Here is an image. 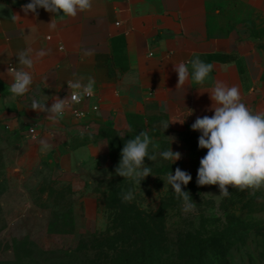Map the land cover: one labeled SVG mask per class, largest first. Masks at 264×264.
<instances>
[{"label": "crops", "instance_id": "1", "mask_svg": "<svg viewBox=\"0 0 264 264\" xmlns=\"http://www.w3.org/2000/svg\"><path fill=\"white\" fill-rule=\"evenodd\" d=\"M29 2L0 0V153L13 177L50 169L87 220L99 207L97 187L113 176V138L145 131L159 151L184 152L174 163L148 159L155 170H198L203 157L183 136L200 133L191 129L198 117L214 115L208 92L215 81L237 86L250 109L264 111V0H93L75 18L43 8L26 15ZM28 48L48 55L31 69L29 92L13 97L7 70L22 67L16 54ZM196 57L214 65L211 80L200 85L190 77L177 88L174 65ZM80 77L95 81L94 94L77 106L84 118L67 111L53 121L30 108L33 96L51 107L68 95L67 81Z\"/></svg>", "mask_w": 264, "mask_h": 264}, {"label": "rangeland", "instance_id": "2", "mask_svg": "<svg viewBox=\"0 0 264 264\" xmlns=\"http://www.w3.org/2000/svg\"><path fill=\"white\" fill-rule=\"evenodd\" d=\"M200 135L183 138L204 157ZM130 138H113V176L96 189L92 220L75 210L71 187L50 169L13 177L0 153V264H264V190L229 186L224 197L218 185L197 184V169L181 165L192 177L182 190L195 203L185 211L167 181L175 167L159 174L145 158L152 175L140 185L116 175ZM129 190L133 199L123 201Z\"/></svg>", "mask_w": 264, "mask_h": 264}, {"label": "clouds", "instance_id": "3", "mask_svg": "<svg viewBox=\"0 0 264 264\" xmlns=\"http://www.w3.org/2000/svg\"><path fill=\"white\" fill-rule=\"evenodd\" d=\"M92 4L93 0H30L22 7V11L26 15L29 12L38 14L37 9L43 8L54 14V17L63 15L75 18L80 13L91 10ZM19 18L18 14L12 15L13 21ZM49 26L55 29L56 24L51 22ZM84 54L91 55L92 52L85 50ZM46 55L48 52L43 49L31 48L16 54L18 64L22 67L10 65L7 70V76L11 78L9 90L13 97H23L29 92L33 84L31 69ZM213 68V64L206 63L199 57L191 59L188 63L180 62L174 65V71L178 75L177 88L182 87L190 77L194 83L200 85L210 81ZM82 80L83 77L75 81L68 80V95L63 99L54 97L51 107H46V101L33 96L30 108L47 113L53 121L57 120L73 104H78L85 96L90 97L94 94V79L89 77L86 84L82 83ZM208 93L213 102L210 110L214 115L198 117L191 125L193 131L201 133L198 139L199 148L207 149L206 155L199 162L197 184L218 185L220 195L224 197L230 195L229 186L237 191H249L255 195L257 191L264 190V111L250 109L242 101L240 90L235 85L228 86L222 81H215L211 92ZM191 114L192 111L189 115ZM169 124L166 121L162 122L163 129L166 130ZM39 143L42 150L50 147L45 139H41ZM158 157L172 160L174 163L181 158V153L173 152L171 148L159 151V145L153 142L147 132L141 131L125 142L121 150V159L115 170L116 175L140 185L144 178L152 175L151 167L144 163L145 158L155 162ZM191 180V175L180 168H176L174 175L171 171L167 174V181L176 197L182 198L185 202V211L193 209L195 204L189 193L182 190V185H187ZM132 199L131 190L122 194L123 201Z\"/></svg>", "mask_w": 264, "mask_h": 264}, {"label": "built area", "instance_id": "4", "mask_svg": "<svg viewBox=\"0 0 264 264\" xmlns=\"http://www.w3.org/2000/svg\"><path fill=\"white\" fill-rule=\"evenodd\" d=\"M89 98H90V97L85 96V97L83 98V100H82L80 103H78V104H73V106H72L69 110H67V111H70L71 115H72L73 117L77 118V119L84 118V117L87 115V112L84 111V110H82V109H80V108H78L77 106H79L80 104H82L84 101H86V100L89 99ZM67 111L65 112V114L67 113ZM65 114H64V115H65ZM64 115H63V116H64ZM63 116H62V117H63ZM34 132H35L34 129H30V130H29V134H30V135H31V134H34Z\"/></svg>", "mask_w": 264, "mask_h": 264}, {"label": "trees", "instance_id": "5", "mask_svg": "<svg viewBox=\"0 0 264 264\" xmlns=\"http://www.w3.org/2000/svg\"><path fill=\"white\" fill-rule=\"evenodd\" d=\"M159 172V174H163V173H160V172H163V171H158Z\"/></svg>", "mask_w": 264, "mask_h": 264}]
</instances>
